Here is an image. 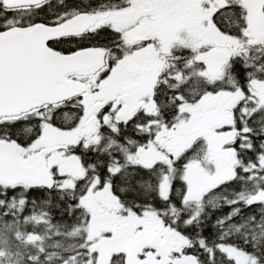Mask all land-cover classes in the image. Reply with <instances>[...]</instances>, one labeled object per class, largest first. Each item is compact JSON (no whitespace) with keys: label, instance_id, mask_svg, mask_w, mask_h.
Wrapping results in <instances>:
<instances>
[{"label":"snow or ice","instance_id":"6c2138e0","mask_svg":"<svg viewBox=\"0 0 264 264\" xmlns=\"http://www.w3.org/2000/svg\"><path fill=\"white\" fill-rule=\"evenodd\" d=\"M0 264H264V0H0Z\"/></svg>","mask_w":264,"mask_h":264},{"label":"rangeland","instance_id":"374dc122","mask_svg":"<svg viewBox=\"0 0 264 264\" xmlns=\"http://www.w3.org/2000/svg\"><path fill=\"white\" fill-rule=\"evenodd\" d=\"M167 15H166V20L167 21H171V20H173V19H175V16H170V15H168V13H166ZM172 15H174V14H172ZM183 15L185 16V18H188V17H190V15H191V12L189 11V10H186L184 13H183Z\"/></svg>","mask_w":264,"mask_h":264},{"label":"flooded vegetation","instance_id":"af4514ba","mask_svg":"<svg viewBox=\"0 0 264 264\" xmlns=\"http://www.w3.org/2000/svg\"><path fill=\"white\" fill-rule=\"evenodd\" d=\"M172 14H174V13L168 12V15H170V16H172V17L175 16V14H174V15H172ZM166 15H167V14L165 13V14H164V18H165V19H166ZM217 211H220V210L218 209ZM213 218H214V216H213ZM207 223H208V221H207Z\"/></svg>","mask_w":264,"mask_h":264},{"label":"trees","instance_id":"16d2710c","mask_svg":"<svg viewBox=\"0 0 264 264\" xmlns=\"http://www.w3.org/2000/svg\"><path fill=\"white\" fill-rule=\"evenodd\" d=\"M224 210H226V209H224ZM206 223H207V221H206Z\"/></svg>","mask_w":264,"mask_h":264}]
</instances>
